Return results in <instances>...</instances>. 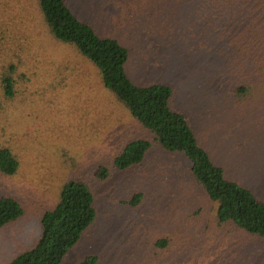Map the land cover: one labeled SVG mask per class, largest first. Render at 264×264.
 Wrapping results in <instances>:
<instances>
[{
  "label": "rangeland",
  "instance_id": "374dc122",
  "mask_svg": "<svg viewBox=\"0 0 264 264\" xmlns=\"http://www.w3.org/2000/svg\"><path fill=\"white\" fill-rule=\"evenodd\" d=\"M253 1L68 4L130 50L126 69L136 84L172 88L175 111L186 116L213 163L264 201V61L241 53L259 35ZM241 67L252 71L246 84L254 88L239 103ZM153 139L105 88L97 68L53 37L38 0H0V146L20 163L14 176L0 173V198H13L24 210L0 229V264L35 246L43 215L76 180L90 185L97 219L63 264L89 257L97 264H264V238L218 223L217 204L196 183L185 156L154 143L142 164L114 168L127 144ZM101 167L110 170L105 181L95 176Z\"/></svg>",
  "mask_w": 264,
  "mask_h": 264
},
{
  "label": "trees",
  "instance_id": "16d2710c",
  "mask_svg": "<svg viewBox=\"0 0 264 264\" xmlns=\"http://www.w3.org/2000/svg\"><path fill=\"white\" fill-rule=\"evenodd\" d=\"M243 1L246 4V1L252 0ZM252 3L255 4L254 13L260 19L259 35L254 37V41L242 45L241 53L243 56L256 57L261 63L264 61V0H254ZM38 4L53 37L74 47L96 67L105 88L154 136L152 141L136 140L127 144L115 158L114 168L127 171L142 164L154 143L168 153L183 155L192 164L191 171L196 183L217 204L218 223L264 238V201L256 198L250 190L228 180L224 170L213 163L199 144L186 116L175 111L172 88L164 84H136L126 69L130 50L118 39L100 34L94 26L79 18L70 8L68 0H38ZM242 69L241 86L235 89L239 103L246 94H252L254 88L252 84H246V78L251 76L252 71ZM261 70L264 71V67L261 66ZM3 81L5 94L12 98V79L6 77ZM19 166L12 152L0 146V173L14 176ZM95 176L105 181L110 176V170L101 167ZM140 199V196H136L130 204L136 206ZM23 216L24 210L18 201L9 197L0 198V229ZM96 219L95 195L90 185L82 180L66 183L55 207L42 217V233L35 246L9 264H63L68 253L76 247ZM164 245L165 242L160 243V246ZM97 262L96 257H89L82 264Z\"/></svg>",
  "mask_w": 264,
  "mask_h": 264
}]
</instances>
